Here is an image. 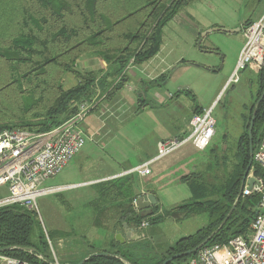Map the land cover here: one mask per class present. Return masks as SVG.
Masks as SVG:
<instances>
[{
	"label": "trees",
	"instance_id": "1",
	"mask_svg": "<svg viewBox=\"0 0 264 264\" xmlns=\"http://www.w3.org/2000/svg\"><path fill=\"white\" fill-rule=\"evenodd\" d=\"M193 1L0 0V132L12 128L46 132L74 114L73 102L91 100L97 88L102 90L98 97L110 98L128 78L123 75L111 88L106 84L109 78L118 77L131 61L134 66L152 59L160 50L164 26ZM251 23L247 21L244 25ZM84 55L97 58L104 67L96 71L77 70L76 64ZM67 74L76 79V84L69 88L64 87L63 78ZM257 76L262 84L253 108L254 149L264 131V98L258 102L264 88V67ZM162 78L165 76L158 79ZM201 112L199 108L194 110ZM246 127L238 161L230 170L221 172L208 163L200 172L181 177L191 192L189 202L155 215L156 204L150 215H141L133 203L137 181L134 173H129L94 185L95 195L87 207L95 214L98 225L104 212L116 213L115 230L123 228V223L138 226L142 220L152 224L165 218L179 221L205 213L207 224L169 246L156 264L174 255L178 257L168 264H185L194 257L197 251L185 253L211 236L235 202L227 221L204 246L247 235L256 215L258 197H238L249 162V123ZM252 167L254 175H258L253 163ZM38 225L36 212L21 204L0 207V249H7L0 255L31 264H48L35 258V254L41 253L38 244L45 239L39 230L35 237ZM100 252L112 255L92 256L84 264H124L123 261L135 264L118 251L95 253Z\"/></svg>",
	"mask_w": 264,
	"mask_h": 264
},
{
	"label": "rangeland",
	"instance_id": "2",
	"mask_svg": "<svg viewBox=\"0 0 264 264\" xmlns=\"http://www.w3.org/2000/svg\"><path fill=\"white\" fill-rule=\"evenodd\" d=\"M189 8L195 10L198 20L204 21L205 28L200 31L198 39H193L188 27L183 26L185 23L181 25L169 21L164 26L160 48V56L164 57V63H161L165 69L163 81L157 79L153 82L147 78L149 74L159 73L158 67L154 69L160 61L158 58L150 68L145 69L147 63L134 65L130 69L125 68L118 77L109 78L106 84L111 88L120 82L123 75L128 79L130 77L113 95L114 102L118 100V111L110 115L111 111L104 110L102 102H108L112 96L98 97L102 90L96 87L97 92L91 100L97 102V105L80 124L85 137L83 147L59 174L44 181L40 187L48 189L76 185L67 189L58 188L37 198L39 229H35V237L39 231L45 236L44 243L38 244L43 257L41 260L35 256L38 261L78 264L86 255L108 250L118 251L129 263L156 264L169 246L207 224L206 214L200 213L179 221L165 218L142 229L139 225H127L115 230L113 217L116 213L104 212L98 225L95 214L87 207L95 195L88 182L147 161L155 155L156 144L160 139L185 137L188 134L189 119L199 106L202 111L211 109L215 119V133L209 146L200 151L188 142L152 164L150 176L141 178L134 173L137 189L140 186L154 187L151 181L161 176L166 166L173 168L181 160L189 161L193 158L197 164L202 161V168L210 163L221 172L230 170L237 163L240 140L250 122L249 117L262 83L257 76L259 73L244 70L239 73L237 83L224 86L236 65L233 67L240 36L214 28L238 21L244 8L238 0H195L183 11L189 12ZM263 8L264 0L258 3L255 13L261 12ZM213 24L218 26H211ZM205 32L208 33L202 35ZM80 60L76 64L77 70L86 72L94 68V57L84 55ZM169 63L171 66L168 67ZM152 69L153 73L150 72ZM134 76L143 80L144 85L135 82ZM63 80L65 88L76 83L71 74L65 75ZM130 83L133 89L128 88ZM154 83L158 84L157 89L162 88L163 94L170 96L162 105L156 103L148 89L153 88ZM188 91L191 94H186ZM138 99L145 103L141 109ZM80 101L73 102L72 107ZM177 171L182 173L183 170ZM159 183L156 192L160 212L191 200V192L186 183H169L165 178L160 179ZM4 196L6 190L0 187V198ZM125 229L131 232V239L125 235ZM117 233H121L122 237L115 239ZM113 239L114 247L111 246ZM35 240L37 243V238Z\"/></svg>",
	"mask_w": 264,
	"mask_h": 264
},
{
	"label": "built area",
	"instance_id": "3",
	"mask_svg": "<svg viewBox=\"0 0 264 264\" xmlns=\"http://www.w3.org/2000/svg\"><path fill=\"white\" fill-rule=\"evenodd\" d=\"M243 36L245 41L228 80L229 84L238 82L241 71L248 69L258 74L264 67V17L244 26ZM132 65L131 61L126 69ZM96 105L97 102L93 100L77 102L73 105L75 112L72 116L46 132L35 133L15 128L0 132V187L6 189V196L0 198V207L21 204L37 213L36 200L40 195L63 188L40 189L44 181L59 174L83 147L85 137L80 124ZM187 130L188 134L185 137L159 140L155 155L127 174L137 173L139 176H147L150 174V166L155 161L188 142H191L197 150H205L215 133L212 110L193 114L189 119ZM252 163L259 170V174L254 175L253 167L251 168L248 177H254L255 183L249 188L246 179L241 195L258 197L251 232L245 236H234L226 243L203 246L185 264H264V131L253 151ZM133 203L135 206V200ZM148 224V221L142 220L139 228H146ZM35 256L43 260L42 255L35 254ZM0 262L31 264L1 255Z\"/></svg>",
	"mask_w": 264,
	"mask_h": 264
},
{
	"label": "crops",
	"instance_id": "4",
	"mask_svg": "<svg viewBox=\"0 0 264 264\" xmlns=\"http://www.w3.org/2000/svg\"><path fill=\"white\" fill-rule=\"evenodd\" d=\"M261 1L262 0H238V3L242 4L243 5V8H244V10L242 11V17H241V19H239L238 21L233 22L230 25H228V24H226V25L225 24L219 25L221 28L222 27L232 28V30L239 29V31L229 32V33L237 34V35L240 36V43H239V45L237 47V52H236V55H235V60H234L233 67H234V65L236 63V60L238 59L239 53H240V51H241V49L243 47L242 46V42L245 41L244 36H243V28L245 26L244 24L247 21L256 22L259 19H261L262 17H264V8H263V10L261 12L255 13L256 12V6H258V3L261 2ZM189 9H190L189 12H185L182 9L177 15H175V17L171 21H173L174 23H177V24H181V25H182V23H185L186 25H183V26L188 27V29L190 30V34L193 37V39H198L199 38V35H200V31L202 30V28H205L204 27L205 26L204 25L205 23H203L204 22L203 20H200V19L198 20V17H197V14H196L195 10H193L191 8H189ZM211 26H218V25L213 24ZM226 33H228V32H226ZM156 58L160 59V61L157 63V65L154 67V69H156L158 67V69L160 70L159 71L160 75H158L159 73H156L158 76L157 75L149 74L147 78H149L151 81L157 80L158 78H160V77H162V76L165 75L164 74V70L165 69H164V67H162V64H161V63H164V61H163L164 60V57H161L160 56V50H159V52L152 59H150L149 61L145 62V63H147L145 69H147L148 67L150 68L154 64ZM177 60H175L174 62H176ZM93 61H94L93 62L94 68H91L89 71L99 70L100 68L104 67L103 66V63L100 62L99 60H97L96 58H94ZM182 61H184V62H190V61H188V60L186 61L184 59H182ZM79 64L80 65L82 64L81 60H80V63ZM167 65H168V67L171 66L170 63L167 64ZM132 67H133V65L130 68H132ZM154 69H152L150 72L153 73V70ZM158 69H157V71H158ZM248 71H250V70H248ZM251 73H253V72H251ZM230 76H231V74L228 76V78H226L224 86H227L228 80H229ZM134 77H135V79H134L135 82L138 81L140 84L144 85L143 80L138 79V76H134ZM129 79H130V77H129ZM74 85H72V86H74ZM148 85H150V84H148ZM134 86H136V83L134 84ZM157 86L158 85H155L153 88L148 87V89H149V91L152 92L151 94L153 95V98L155 99L156 103L162 105L164 102H166L167 97H170V96H166L165 94H163L162 88L161 89H157L156 88ZM128 88L129 89H133V87L131 86V83L129 84V87ZM113 95H112V99H110L108 102H105V101L102 102V106L105 108V109L104 108L103 109L104 110L111 111L109 113V115L110 114H113L115 111H118V104L116 103L118 100H116V102H114V97L115 96L113 97ZM100 99H98L97 101H99ZM138 106L141 109L142 107L145 106V103L143 104L142 103V100L141 99H138ZM98 108H99V105H98ZM197 108L202 109V107H200V106L197 107ZM193 114H195V113L193 112ZM174 138H179V136H176ZM160 140H162V139H160ZM194 149H196V148H194ZM153 155H152V157H153ZM158 161L159 160L155 161L154 163H157ZM143 163H141V164H143ZM202 164H203L202 161H199L198 164H197V163H195L193 161V158H191V159H189V161L187 159L179 161L178 164L175 167H173V168L166 166L165 167V170L162 171L161 176H157L156 180L151 181V185H154V187H148V186L147 187H143V186H140L138 189L136 187L135 192H136L137 196H140L142 194H148V193L153 194V196L155 197L156 202H157L156 204L158 205L159 199H158L157 192H156V186L158 184H160L159 183L160 179H163V178L168 179L169 180V183H171V182H182L181 181V177H183L184 175H187V174H189L191 172H200L202 170ZM140 165H135L134 167L136 168V167H138ZM134 167H128V168L121 169L119 171H114V172H112V173H110V174H108L106 176H103V177H101L99 179L92 180L91 182H88V183H89V185L93 189V186L94 185H96V184H98L100 182L106 181V180H111V179H115V178L121 177V176L127 174V172H129L130 170H132ZM178 169L179 170H183L182 173H180V171L178 172L177 171ZM151 174H152V170L150 169V174H148L147 176H139V177L145 178V177L150 176ZM73 186L75 187L76 185H66V186H59V187H63L61 189H67V188H70V187H73ZM163 212L164 211L160 212L159 209H157V212L155 213V215L161 214ZM170 219H172V218H170Z\"/></svg>",
	"mask_w": 264,
	"mask_h": 264
},
{
	"label": "water",
	"instance_id": "5",
	"mask_svg": "<svg viewBox=\"0 0 264 264\" xmlns=\"http://www.w3.org/2000/svg\"><path fill=\"white\" fill-rule=\"evenodd\" d=\"M215 30H221V31H224V32H233V31H239V29L237 30H229V29H225V28H214ZM206 33L208 32H205L204 34L202 35H205ZM214 71V70H212ZM264 98V89L258 99V102L261 101L262 99ZM255 115H256V112L253 111L252 115H251V118H250V122H249V128H248V136L250 138V141H249V162H248V166L244 172V175L242 177V180H241V183H240V191H239V195L238 197H240L242 195V190L245 186V183H246V179H247V184H248V187L251 188L252 185L255 183V178L252 177V176H249V172L252 168V162H253V141L251 139L252 137V128H253V124H254V120H255ZM248 177V178H247ZM156 199L155 197L153 196V194H142L140 196H137L136 199H135V207L136 209L141 213V215H150L152 213V208L156 205ZM235 204L236 202L233 204V206L231 207L229 213L227 214V216L224 218V220L222 221V223L219 225V227L214 230V232L211 234V236H209L206 240H204L199 246H197L196 248H194L193 250H190L188 252H186L185 254L188 255V254H192L196 251H198L202 246H204L208 240L215 234L218 232V230L224 225V223L227 221V219L229 218V216L231 215L233 209L235 208ZM123 227H128L126 223H123ZM126 231V229H125ZM131 232L129 231H126L125 235L128 237V238H132L131 237ZM115 239L117 237H122L121 233H117L115 234ZM5 250L7 249H0V253L4 252ZM97 255H102V256H106V255H112V254H108V253H105V252H100V253H91L89 254L87 257H85L84 259H82L78 264H84L85 261H87L90 257L92 256H97ZM178 257V255H174V256H171L170 258L166 259L162 264H168L170 262H172L174 259H176Z\"/></svg>",
	"mask_w": 264,
	"mask_h": 264
}]
</instances>
